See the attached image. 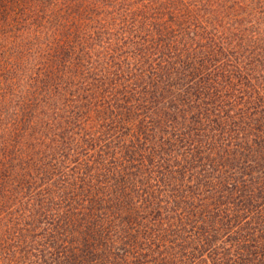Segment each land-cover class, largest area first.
<instances>
[{
	"label": "trees",
	"instance_id": "trees-1",
	"mask_svg": "<svg viewBox=\"0 0 264 264\" xmlns=\"http://www.w3.org/2000/svg\"><path fill=\"white\" fill-rule=\"evenodd\" d=\"M0 264H264V0H0Z\"/></svg>",
	"mask_w": 264,
	"mask_h": 264
}]
</instances>
